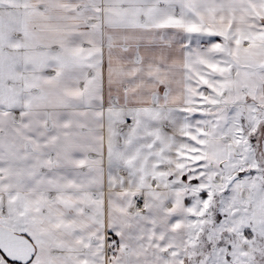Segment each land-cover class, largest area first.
<instances>
[{"label":"snow or ice","instance_id":"6c2138e0","mask_svg":"<svg viewBox=\"0 0 264 264\" xmlns=\"http://www.w3.org/2000/svg\"><path fill=\"white\" fill-rule=\"evenodd\" d=\"M0 264H264V0H0Z\"/></svg>","mask_w":264,"mask_h":264}]
</instances>
